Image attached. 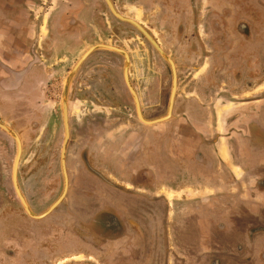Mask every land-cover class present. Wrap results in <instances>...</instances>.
<instances>
[{
  "label": "crops",
  "instance_id": "1",
  "mask_svg": "<svg viewBox=\"0 0 264 264\" xmlns=\"http://www.w3.org/2000/svg\"><path fill=\"white\" fill-rule=\"evenodd\" d=\"M113 2L157 41L184 43L167 55L178 59V79L187 76L165 121L142 125L130 109L117 127L110 115L102 130L87 120V159L116 186L96 208L106 228L119 223L103 238L101 264H264V0ZM58 4L46 18L40 0H0V50L26 57L52 30L57 57L63 34L70 43L73 33ZM73 228L76 239L60 246L84 244L90 227Z\"/></svg>",
  "mask_w": 264,
  "mask_h": 264
},
{
  "label": "rangeland",
  "instance_id": "2",
  "mask_svg": "<svg viewBox=\"0 0 264 264\" xmlns=\"http://www.w3.org/2000/svg\"><path fill=\"white\" fill-rule=\"evenodd\" d=\"M72 1L74 6L72 5L73 9L70 10L71 14L69 17L72 18L73 33L72 38L70 37L69 39H71L72 44H75L76 57L79 59L91 46L103 44L126 51L129 56V62H126L125 57L121 53L113 49L97 46L75 68L81 74L78 79L80 91L76 101H74V97H72V101L70 94V80L75 71L73 70L75 62L71 63L67 70L68 72L63 70V72L58 74L52 80L51 86L43 85L39 92L37 90L40 97L45 99L44 101H0V122L14 131L21 141L17 184L33 215H41L46 212L60 197L64 189L65 179L61 165V148L65 130L63 100L67 103L69 125V141L65 153V167L68 179L67 191L61 202L42 218L29 216L15 191L12 170L17 154V142L8 131L0 127V134L3 136V141H1L0 137V163L4 165V167L0 168V264H9L8 261L10 262L11 258L7 248L11 240L10 233L12 231L15 232L13 237L14 252L17 253L16 257L20 252L18 243L29 240L36 243L40 242L41 245L46 246V251L49 249L53 251V247L57 245L59 262L61 264L71 263L69 262L70 258L74 257V255L70 254V250L66 249L64 244L60 247L59 243L75 240L78 234L70 233L71 229L75 231L73 226L82 225L85 227L91 224V222L89 223L90 218L79 216L80 211L88 213L86 210H89V213H91V211H95L100 206L101 202V184L98 182L99 186H95L94 183L97 181L94 180V183L92 182V174L89 167H87L91 165L87 159L86 148H84L87 141L85 136L87 120L94 119L99 129L102 130V125L107 123L108 115L112 116L113 122L111 124L113 125L111 126L117 127L121 124L120 122L125 120L127 110L130 109V114H136L134 99L124 78L126 65L129 81L139 98L143 117L146 120H155L167 114L172 88V70L166 57H169L172 61L175 60L174 63L178 60L167 55L169 51H167V47L175 45L180 52L184 43L157 42L159 47L165 52V55H163L137 27L115 16L105 0ZM110 1L114 4L112 0ZM47 2L48 0H40L42 5L39 10L40 14H44L46 18L51 15L49 13H53L52 10L45 9L47 6L45 3ZM54 2L57 3L59 0H52L53 4ZM62 2L64 9L61 12H64L70 4ZM104 27L106 33H104ZM148 27L151 26L148 25ZM67 37L66 33H64L62 37V52L64 51L63 49H67V47H64L65 44L69 46V43L64 42ZM194 45L193 48L197 50V44L195 43ZM196 62L198 61L195 60V66L197 65ZM30 63H32V67L37 63V58H34ZM178 66L179 64L177 63ZM177 67L175 66L176 72L179 69L181 71V68ZM24 69L19 71L21 72ZM104 69L110 71L111 88L109 91L104 90L106 92L104 97H109L113 101H89L87 97L92 96L91 92H94V89L100 90L97 85L99 82L96 81V78L101 79L100 75H102ZM29 70L23 75L21 80L17 81L16 79L17 82L13 77L12 82L15 81L13 97H27L21 84ZM176 76L178 84V80L180 82L187 75L183 73L182 77L180 75L178 79L177 72ZM65 83H67L66 86ZM151 87H154L153 89L157 87V95L154 90L151 91ZM8 91L5 81L1 80L0 97L9 95ZM108 104L111 105L110 109L106 107ZM11 105L13 110L12 127L4 123L7 120L6 112ZM137 119V121H140L138 117ZM140 122L146 126L145 123ZM38 123L39 129L35 127ZM23 124L25 129L21 130L20 127ZM46 126L50 127L48 137L46 132L42 131ZM32 132L33 139L30 144L23 142V135H30ZM70 134H73L71 140ZM4 139L7 140L8 144ZM98 141L100 144L102 143L101 137H99ZM24 143L28 145H24ZM5 145L8 150L5 149ZM113 195L116 196L115 191ZM75 213L78 216H75ZM102 220L94 225L100 228L93 227L94 232L99 234L97 238L94 235L92 237L95 242L93 264H101L98 259L101 257V250L96 247L97 243L102 241ZM80 236L84 237L78 239V241H85L86 235ZM186 240L195 244V237L190 233ZM60 248H62L61 251H59ZM47 254L49 255L50 253ZM84 257L85 254L77 255L78 259Z\"/></svg>",
  "mask_w": 264,
  "mask_h": 264
},
{
  "label": "flooded vegetation",
  "instance_id": "3",
  "mask_svg": "<svg viewBox=\"0 0 264 264\" xmlns=\"http://www.w3.org/2000/svg\"><path fill=\"white\" fill-rule=\"evenodd\" d=\"M45 4L47 5L45 7V9L51 10V8H52L51 4H53L52 0H48V2ZM41 5H42V3H40V6ZM113 5L119 14H121L124 17L131 18V17L125 16L121 12V10H119L117 8V6H115V3ZM62 6H63V2L59 1L57 9H60L59 11H61L62 9H64ZM70 14H71L70 10L69 11L66 10L64 12H61L59 14L61 16L59 18V21H61L63 28L66 27L69 32H73V30H72L73 27L71 25V21H72L71 19L72 18L69 17ZM131 19L135 20L134 18H131ZM135 21L139 25H141L149 33V35H151V37L156 42H159L155 39V34H153L151 32V30H150L151 27H148V25H146L142 22L140 23L137 20H135ZM198 21L201 22V17L194 19L195 24ZM65 23H66V25H65ZM194 26H195V32L197 33L196 26H198V25L196 24ZM51 27L52 26L50 25L48 27V29L50 28V30H51ZM104 33H106L105 27H104ZM43 41L40 43H38L36 41L34 44H31L29 47H27L28 49H27V52H25V53L28 56H26V57L23 56L24 51L18 52L16 49H12L10 51L9 50H7V51L6 50H0V81L4 80L6 88L9 90L8 91L9 95H7L5 97H0V101H44L45 99L41 98L39 93H38L41 86H43V85L51 86L52 80H54L56 78V76H58V74L63 72V70L68 72L67 70H68L69 66L71 65V63L77 62L78 58L76 57V53H75V44H72V42L69 43V46H67L66 44H65L66 46L64 45V47H67V49H63L64 50L63 52H62L63 46L61 44L60 48L58 49V53H57L58 56L54 57V52H56V50L54 49V45H53V32H52V30L49 31V34L44 38ZM5 44H7V43H0V46L3 47V46H5ZM11 44H14V46H16L18 44V42L14 39V40L10 41L9 45H11ZM34 58H37V63L31 67V69L26 74V76L24 77V80L22 81V84H21V87L23 88V90L25 89L27 97H23V98L22 97H17V98L13 97V92H14L13 87L15 85V82L14 81L12 82L13 76H15V74L19 73L20 72L19 70L24 69L30 62L33 61ZM175 66L177 67V63ZM64 67H65V69H63ZM104 68H106V67H104ZM177 72H178V70H177ZM177 72H176V74H177ZM80 76H81V74H79L78 70L76 69L74 71V73L72 74L71 80H70V94H71V99H72V97H74L73 98L74 101H76V99H78L77 95H79V91H80L79 90L80 88H78V83H79L78 79L80 78ZM100 77H101V79L96 78V81L99 82L98 84L97 83L96 84L98 85V87H100L101 91L94 89V92H91L92 96L87 97L88 100L89 101H113V100H110L109 97H104V95L106 94L105 91H107V90L109 91V89H111L110 88V71H108V69H106V70L104 69L102 72V75H100ZM151 88H152L151 91L154 90V92H156V95H157V87H155V89H153L154 87H151ZM37 90H38V92H37ZM86 95H87V93H86ZM175 95H176V92H175ZM73 99H72V101H73ZM138 100H139V98H138ZM174 100H175V98H174ZM84 101H86V100H84ZM155 101H157V99H155ZM6 117H7V120H5L4 123L7 125H10L12 127L13 126L11 124V122H13L12 105L10 106L9 110H7ZM8 118H9V120H8ZM23 123H24V121H23ZM35 127L37 129H39L40 128L39 123ZM20 128H21V130L25 129L24 124ZM42 131H45L47 134V137H48V134L50 132V127L46 126L42 129ZM0 137H1V141H3V136L1 134H0ZM32 139H33V132L30 135H26V136L23 135V142H25V143L30 144ZM4 141H6V143H7V140L4 139ZM25 143H24V145H28ZM5 149L8 150L7 146ZM2 167H4V165H2L0 163V168H2ZM87 167H89L91 174H92V177H94L93 179L96 180L97 182H100V184H101V187H102L101 198H102V196H105V198H108L110 196L109 189L111 187H116V186L110 185V187H109V185H108L109 180L106 176H104L99 170L94 168L92 165H88ZM95 186H97V185H95ZM86 212H88V213H83L82 211H80V214H79V216L88 215L89 216L88 218H90L89 223L91 222V224L88 225L90 227L89 233L85 234L86 236H85L84 244H78L77 249H75L73 246L71 247L68 244H64L66 249L70 250V254L74 255V257L70 258V261H69L71 263L73 262V264L76 261H78V262L83 261L82 262L83 264H92L93 263V259L87 260V261H85L84 258H81L79 260H75V258H76L75 256L80 255V254H86V253L93 254V255L95 254V250H94L95 247L93 245V244H95V242H94L92 237L94 235V237L97 238L99 234H98V232L97 233L94 232L93 227L100 228L99 226H94L95 223H100V220L102 219L101 218L102 215L104 217H106V215H105L106 212L103 214V212L101 210H99V211L93 210V211H91V213H89L90 212L89 210H86ZM76 215L78 216V214L75 213V216ZM112 220L116 221V218H113ZM101 222H102V225H101L102 241L98 242L97 247H96V248L99 247V249L103 245V238H105V237L108 238L110 235H116V233L118 232L117 225H119V223H115V225L111 229H109V228H106V226H105V224H106L105 220H102ZM14 233L15 232H13V231L10 233V239L11 240L9 241L8 248H7V251H8L10 258H11L10 262L8 261L9 264H61V262H59L58 257H57L58 246L56 245V247H53V251H51V249L46 251L47 248L43 244L41 245L40 242H38V243L34 242L33 244H31L29 246H27L25 244L26 242L18 243V249L20 252H19L18 256L16 257L17 253L14 252V250H15L14 237H13ZM82 237H84V236H82ZM238 248H240V246H238ZM61 250H62V248L59 249V251H61ZM72 252H74V254H72ZM47 253H50V254L48 255ZM98 259L101 261L100 258H98Z\"/></svg>",
  "mask_w": 264,
  "mask_h": 264
},
{
  "label": "water",
  "instance_id": "4",
  "mask_svg": "<svg viewBox=\"0 0 264 264\" xmlns=\"http://www.w3.org/2000/svg\"><path fill=\"white\" fill-rule=\"evenodd\" d=\"M109 9L112 11V13L117 16L119 19H122L124 21H127L131 24H133L135 27H137L142 33L143 35H145V37L152 43V45H154V47L163 55H165V52L159 47V45L157 44V42L151 37V35H149V33L141 26L139 25L135 20L131 19V18H127L122 16L121 14H119L115 7L113 6L112 2L110 0H105ZM97 46L100 47H105V48H109V49H113L119 53H121L124 57L126 62H129V56L127 54L126 51H124L123 49L117 48V47H113V46H109V45H103V44H98V45H94L91 46L89 49H87V51H85V53L78 59V61L76 62L75 66L73 67V70H75V68L81 63V61H83V59L93 50L95 49ZM171 70H172V88H171V93L169 96V101H168V108H167V114L161 118L155 119V120H146L141 112V108H140V103L137 97V94L135 92V90L133 89L130 81H129V77H128V69H127V65L124 68V78H125V82L127 84L128 89L130 90L133 99H134V103H135V109H136V114L137 117L139 118L140 121H142L145 124H154V123H158L161 121H165L167 120L170 115H171V111H172V107H173V103H174V98H175V92H176V85H177V76H176V70H175V64L174 62L169 58L166 57ZM32 63H30L24 70H22L21 72L15 74V78L17 79V81L21 80V78L23 77V75L30 69ZM15 79V81H16ZM16 81V82H17ZM67 83H65L66 86ZM65 90V87H64ZM62 106H63V119H64V139H63V144H62V148H61V165H62V170H63V175H64V179H65V185H64V189L62 194L60 195V197L49 207V209L44 212L41 215H33L31 213V211L29 210L27 203L25 202L24 197L22 196L18 184H17V169H18V163H19V158L21 155V141L18 137V135L12 131L11 129H9L7 126H5L4 124H2L0 122V127L3 128L4 130L8 131L16 140L17 142V154L15 157V161L13 164V170H12V180H13V185L15 188V191L23 205L24 210L26 211V213L33 217V218H42L44 216H46L47 214H49L63 199V197L65 196V193L67 191V184H68V179H67V172H66V167H65V153H66V148H67V144L69 141V125H68V117H67V103L66 101H62Z\"/></svg>",
  "mask_w": 264,
  "mask_h": 264
},
{
  "label": "bare ground",
  "instance_id": "5",
  "mask_svg": "<svg viewBox=\"0 0 264 264\" xmlns=\"http://www.w3.org/2000/svg\"><path fill=\"white\" fill-rule=\"evenodd\" d=\"M13 77H14V79H16L15 76H13ZM14 82H15V81H14Z\"/></svg>",
  "mask_w": 264,
  "mask_h": 264
}]
</instances>
